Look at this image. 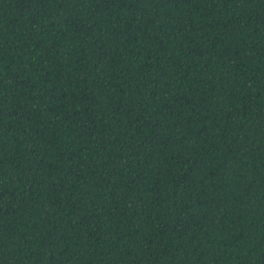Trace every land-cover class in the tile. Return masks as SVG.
<instances>
[{"label":"trees","instance_id":"trees-1","mask_svg":"<svg viewBox=\"0 0 264 264\" xmlns=\"http://www.w3.org/2000/svg\"><path fill=\"white\" fill-rule=\"evenodd\" d=\"M0 264H264V0H0Z\"/></svg>","mask_w":264,"mask_h":264}]
</instances>
